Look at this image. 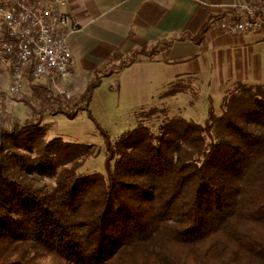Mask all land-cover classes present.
<instances>
[{"label": "trees", "instance_id": "trees-1", "mask_svg": "<svg viewBox=\"0 0 264 264\" xmlns=\"http://www.w3.org/2000/svg\"><path fill=\"white\" fill-rule=\"evenodd\" d=\"M102 77L75 102L54 99L51 115L87 111ZM231 86L219 114L209 98L202 124L161 105L137 112L135 128L104 135V173H79L93 146L48 140L43 111L0 126V264H38L37 253L54 264H264V83Z\"/></svg>", "mask_w": 264, "mask_h": 264}, {"label": "crops", "instance_id": "crops-1", "mask_svg": "<svg viewBox=\"0 0 264 264\" xmlns=\"http://www.w3.org/2000/svg\"><path fill=\"white\" fill-rule=\"evenodd\" d=\"M64 1L73 28L68 87L80 96L96 74L161 90L188 77L215 102L232 83H264V32L225 34L218 25L239 21L259 0ZM133 56L138 60L121 68Z\"/></svg>", "mask_w": 264, "mask_h": 264}, {"label": "rangeland", "instance_id": "rangeland-1", "mask_svg": "<svg viewBox=\"0 0 264 264\" xmlns=\"http://www.w3.org/2000/svg\"><path fill=\"white\" fill-rule=\"evenodd\" d=\"M10 81L9 73L0 70V126L8 128L12 122L23 123L33 116V112L43 111L42 126L48 133V140L58 137L67 142L93 146L97 156L84 158V163L79 168V173L84 175L104 173L106 158L104 135L108 136L110 141H114L123 132L135 128L137 112L161 105L168 109L169 116H182L202 124L211 98L198 88L197 83L190 82V90L180 96V100L161 101L160 96L165 92L164 88L134 89L127 84L128 82L120 83L116 77H106L100 80L99 86L94 90L87 111L78 108L76 117L70 119L61 114L51 115L48 107L54 99L75 102L80 97V90H71L68 87L72 97L65 100L57 96L48 82L29 80L18 94L10 95L8 93ZM231 87L230 84L226 90ZM48 98H51L50 101H47ZM220 102L221 100L213 101L217 114ZM68 167H71V164ZM33 182L35 187L43 192L50 191L54 186V180L46 176H35ZM32 258L38 264H54L51 256L37 253L33 254Z\"/></svg>", "mask_w": 264, "mask_h": 264}, {"label": "built area", "instance_id": "built-area-1", "mask_svg": "<svg viewBox=\"0 0 264 264\" xmlns=\"http://www.w3.org/2000/svg\"><path fill=\"white\" fill-rule=\"evenodd\" d=\"M65 6L64 0H0V70L10 75V95L29 80H43L57 96L71 99L74 61L67 39L73 28L61 12ZM218 25L225 34L264 32V0L247 6L239 21Z\"/></svg>", "mask_w": 264, "mask_h": 264}]
</instances>
